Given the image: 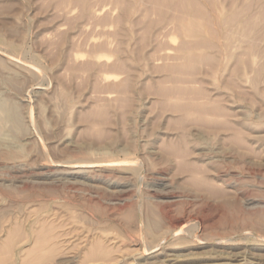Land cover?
I'll use <instances>...</instances> for the list:
<instances>
[{
	"label": "rangeland",
	"instance_id": "obj_1",
	"mask_svg": "<svg viewBox=\"0 0 264 264\" xmlns=\"http://www.w3.org/2000/svg\"><path fill=\"white\" fill-rule=\"evenodd\" d=\"M0 100V264H264V0H0Z\"/></svg>",
	"mask_w": 264,
	"mask_h": 264
},
{
	"label": "bare ground",
	"instance_id": "obj_2",
	"mask_svg": "<svg viewBox=\"0 0 264 264\" xmlns=\"http://www.w3.org/2000/svg\"><path fill=\"white\" fill-rule=\"evenodd\" d=\"M226 1V0H225ZM249 3V2H248ZM228 5H230L229 3H228ZM239 5H241V4H239ZM249 5V4H248ZM248 5H247V7H248ZM228 7V6H227ZM229 9V8H228ZM247 9V8H246ZM245 9V10H246ZM235 13H237V12H235ZM234 13V14H235ZM239 13H240V11H239ZM244 13V12H243ZM245 14V13H244ZM230 15V14H229ZM236 15V14H235ZM237 16H239L238 14H237ZM240 16H241V14H240ZM243 16V15H242ZM232 18V17H231ZM224 19H226V17L224 18ZM233 19H234V17H233ZM232 20V19H231ZM253 20V19H252ZM254 20H255V18H254ZM234 23H235V33H236V37L235 36H232L233 38L235 37V39H233V40H235L234 41V43H233V45H235L236 46V48L234 49V51L237 49V51H238V49H239V46L241 45L240 44V36H241V32H240V27H239V24H240V22L239 21H234V20H232ZM231 21V22H232ZM229 22H230V20L229 21H225V23H224V21H223V23H224V27H223V32H224V36H223V43H222V52L224 53V55L225 56H227L231 51H230V49L233 47L232 45H231V41H232V39H230V31H232V30H230V24H229ZM255 22V21H254ZM260 22V21H259ZM243 23V22H242ZM246 23H247V21H246ZM248 24V23H247ZM253 24V23H252ZM248 25H250V24H248ZM255 25V24H254ZM260 25V24H259ZM256 26H257V24H256ZM184 29H185V27H183ZM261 28V27H260ZM183 29V30H184ZM182 31V30H181ZM195 31H196V29H195ZM245 31H246V29H245ZM187 32V31H186ZM247 32V31H246ZM232 33V32H231ZM259 33V32H258ZM186 35L188 34V32L187 33H185ZM212 36V35H211ZM197 38V37H196ZM200 40V39H199ZM208 40V39H207ZM216 40V39H215ZM231 40V41H230ZM217 41V40H216ZM193 43V42H192ZM191 42H190V44H192ZM194 43H196V42H194ZM193 45V44H192ZM200 45L201 44H199V48H200ZM209 45V44H208ZM215 45V44H214ZM204 46V45H203ZM216 46V45H215ZM215 46H214V48H215ZM232 46V47H231ZM211 47L213 48V46L211 45ZM217 47V46H216ZM196 48V47H195ZM205 48V47H204ZM211 49V48H210ZM214 51V50H213ZM236 51V52H237ZM235 52V53H236ZM191 56V55H190ZM190 56H188V57H190ZM204 56V55H203ZM209 56V55H208ZM237 56V55H236ZM199 57V56H198ZM205 57V56H204ZM210 57V56H209ZM228 57V56H227ZM190 58H192L193 59V56L192 57H190ZM199 58H201V57H199ZM213 58V57H212ZM211 58V59H212ZM238 58H239V56H238ZM196 60H199V59H196ZM208 60V59H207ZM233 61V60H232ZM237 61V60H236ZM235 61V62H236ZM239 61V60H238ZM237 61V62H238ZM245 61V60H244ZM245 63V62H244ZM236 64V63H235ZM249 64V63H248ZM237 65H239L238 63L236 64V66ZM232 68H233V66H232ZM231 68V69H232ZM230 69V70H231ZM237 69L238 68H236L235 69V71H237ZM249 71V70H248ZM229 72V71H228ZM232 72V71H231ZM235 74V73H234ZM231 78V77H230ZM232 79V78H231ZM228 80H229V74H228ZM230 81V80H229ZM236 82V81H235ZM234 82V83H235ZM233 83V84H234ZM227 84V83H226ZM3 100V99H2ZM2 100H0V139L2 138V136H3V130H4V127L5 126H9V124H11V127L13 128V129H11V130H16V131H18V129L20 128V126H22L23 127V125H21V121L19 122V116H18V114L14 111V107L15 106H12L11 105V102H10V105L6 102H4V101H2ZM21 119V118H20ZM7 126V127H8ZM8 129H9V127H8ZM23 129V128H22ZM21 130V129H20ZM22 131V130H21ZM7 132H9V131H7ZM6 132V133H7ZM11 132H14V131H11ZM5 134V133H4ZM14 134V133H13ZM12 135V134H11ZM11 135H9V136H11ZM17 135V134H16ZM5 137H6V134H5ZM14 137H16V136H14ZM14 137L12 138L13 140H14ZM3 139V138H2ZM10 151V150H9ZM12 151V150H11ZM4 153V152H3ZM8 153V152H7ZM9 155H10V153H8ZM12 154H13V152H12ZM4 155H5V153H4ZM9 155H7L6 154V156H9ZM15 155H17V154H14V156ZM10 157H12V156H10Z\"/></svg>",
	"mask_w": 264,
	"mask_h": 264
}]
</instances>
